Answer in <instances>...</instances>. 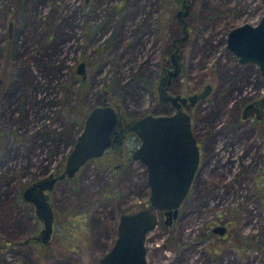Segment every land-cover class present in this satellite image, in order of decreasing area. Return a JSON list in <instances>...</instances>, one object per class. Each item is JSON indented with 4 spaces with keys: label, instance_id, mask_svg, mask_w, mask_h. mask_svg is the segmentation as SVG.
<instances>
[{
    "label": "rangeland",
    "instance_id": "rangeland-1",
    "mask_svg": "<svg viewBox=\"0 0 264 264\" xmlns=\"http://www.w3.org/2000/svg\"><path fill=\"white\" fill-rule=\"evenodd\" d=\"M187 3L181 21L174 0H0V264H99L120 216L149 206L147 168L128 160L132 132L121 166L104 152L56 180L54 235L25 242L43 224L22 191L63 173L85 112L106 101L127 122L171 114L157 89L174 51L182 71L168 93L213 90L193 108L201 171L172 224L158 214L147 262L264 264V113L242 116L263 95L264 76L226 45L227 30L259 23L264 0ZM212 222L227 231L215 234Z\"/></svg>",
    "mask_w": 264,
    "mask_h": 264
},
{
    "label": "water",
    "instance_id": "water-1",
    "mask_svg": "<svg viewBox=\"0 0 264 264\" xmlns=\"http://www.w3.org/2000/svg\"><path fill=\"white\" fill-rule=\"evenodd\" d=\"M181 13V10L178 14ZM253 25L244 23L228 33L226 44L237 56L239 64H257L264 76V14ZM84 63L77 66V73L86 76ZM209 93L194 95L191 100H201ZM173 115L148 114L131 121L127 132H135L140 146L132 151L131 159L139 160L147 168L150 187L149 206L124 213L118 224L115 245L99 260V264H149L147 262V235L159 222L158 214L171 222L178 215L181 204L188 197L199 166V146L192 132L190 114L179 109ZM120 110L103 103L88 112L84 128L67 157L65 171L58 177L49 175L29 184L23 198L34 204L43 228L40 239L48 242L54 230V211L50 193L56 180L73 177L92 158H100L115 143L121 146L125 134ZM264 112V93L257 101L249 103L243 118ZM226 227L221 228L222 232Z\"/></svg>",
    "mask_w": 264,
    "mask_h": 264
},
{
    "label": "flooded vegetation",
    "instance_id": "flooded-vegetation-1",
    "mask_svg": "<svg viewBox=\"0 0 264 264\" xmlns=\"http://www.w3.org/2000/svg\"><path fill=\"white\" fill-rule=\"evenodd\" d=\"M180 5H182L181 6V9H179V11L181 10V13L180 14H178V15H180V17H181V21H183V16H186L187 15V13H188V11H189V4L187 3V0H181V4ZM183 7V8H182ZM178 11V12H179ZM234 27H236V26H233V28ZM232 28V29H233ZM232 29H229V30H227L226 31V34H227V38H228V36H229V32H230V30H232ZM188 31V30H187ZM184 32H186V26H185V31ZM227 38H226V41H227ZM227 45V44H226ZM228 48V47H227ZM229 51H230V49H229ZM231 52V51H230ZM232 53V52H231ZM233 54V53H232ZM234 55V54H233ZM235 56V55H234ZM171 58H172V61H173V64L171 65V68H163V71H162V75H161V77H160V81H159V85H158V89H157V91H158V93H159V99L160 100H165V101H168L170 104H171V114L170 115H173L174 113H176L177 112V110H178V107H177V105H179V109L180 110H182V111H185V112H187L188 114H190V117H191V121H192V132L194 133V137H195V140H196V142L198 143V146H199V153L201 154L200 155V160H199V166H198V169H197V172H196V177H197V175H199V173H200V171H201V167H202V163H201V160H202V147H201V142H199L198 141V139H197V137L195 136V132H194V129H195V122L193 121V108H194V106L195 105H197L198 103H200L201 102V100H195L194 99V101L193 100H191V97L192 96H194V95H198V94H200V93H202V92H204V90H205V88H208V90H209V92L211 93V91L213 90V88H212V86H211V84H204V87H203V90L202 91H200V92H196V93H194V94H189V95H176V96H174V95H170V93H168V87H169V85H170V82H171V78H172V76H177L179 73H181V71H182V68H181V66H180V63H179V61H178V57H176V52L174 51L173 52V54L171 55ZM76 72H77V68H76ZM82 77H83V79L85 78L83 75H82ZM83 81V80H82ZM81 81V82H82ZM81 85L83 84V83H80ZM209 94V93H208ZM258 99H254V100H251V101H249L248 102V104L249 103H252V102H255V101H257ZM104 103H107L106 101L104 102ZM107 104H109V103H107ZM247 104V105H248ZM247 105H245V107H244V110H243V112H242V116H243V113H244V111H245V109H246V107H247ZM116 108V107H115ZM264 113V112H263ZM121 114V113H120ZM256 116V114H254V115H252V117H255ZM87 117H88V114H85V118H84V120H83V124H85V121L87 120ZM121 118H122V120H123V126H124V134H125V138H124V141H123V143H122V145L121 146H118V144H114L113 146H111V148H109V149H107L106 151H105V154H108V153H110L111 155L109 156V155H107L106 156V160H115L116 158H119L120 159V165L119 166H121L122 164H124V162L125 161H123V159H125V155H124V142L128 139V137H129V134H131L132 133V131L130 132V133H128L126 130H127V128L129 127V125H130V123L131 122H127L125 119H124V117H123V115L121 114ZM134 120H136V119H132V122L134 121ZM133 135H134V140H135V149H137L139 146H140V138H139V136L133 131ZM134 149V150H135ZM111 151V152H110ZM104 154V155H105ZM129 158V159H128ZM127 159L128 160H130L131 158L130 157H128ZM118 166V167H119ZM65 169V168H64ZM64 169H62L63 170V172H64ZM60 171H55V173L54 174H50V175H53V177H58L60 174H62V173H59ZM49 176V175H48ZM195 182V181H194ZM55 187V185L53 186V188ZM53 188L51 189V190H53ZM191 190H192V187H191V189H190V191H189V193H188V195L190 194V192H191ZM46 192H48V193H50V190L49 191H46ZM22 193H23V191H22ZM51 196V195H50ZM24 196H23V194H22V198H23ZM188 198V197H187ZM186 198V199H187ZM23 200H24V198H23ZM25 201V200H24ZM184 203V202H183ZM182 203V204H183ZM181 204V205H182ZM180 209H181V206H180ZM35 211V210H34ZM180 211V210H179ZM35 214H36V212H35ZM36 216L38 217V215L36 214ZM162 218H164L165 219V223L168 225V224H172V222L176 219V217H175V219H173L171 222H168L167 223V218L163 215V213L160 215ZM55 218V217H54ZM38 219H40V218H38ZM41 220V219H40ZM53 224H54V222H53ZM55 225V224H54ZM211 229H212V232H214L215 234H219V235H223L224 234V232H226L227 231V229H224L222 232H219L220 230H221V228H223V227H225V226H223V225H218L216 222H212L211 223ZM43 228V227H42ZM42 228L40 229V231L37 233V234H34L33 236H31V237H29L25 242L26 243H28V244H30V243H34V244H46V243H48V242H50L51 241V239H52V236L54 235L53 233V235L51 236V239L48 241V242H43L41 239H40V234H41V230H42ZM53 232H54V230H53ZM217 232V233H216Z\"/></svg>",
    "mask_w": 264,
    "mask_h": 264
},
{
    "label": "trees",
    "instance_id": "trees-1",
    "mask_svg": "<svg viewBox=\"0 0 264 264\" xmlns=\"http://www.w3.org/2000/svg\"><path fill=\"white\" fill-rule=\"evenodd\" d=\"M180 4H181V0H174V4L172 5L174 8L175 7H179L180 6ZM81 83H83L82 85H83V87L86 85V83L84 82V81H82ZM91 109H93V108H91ZM90 109V110H91ZM90 110H88V112L90 111ZM88 112H85L84 113V116H83V118H82V120H84V118H85V114H88Z\"/></svg>",
    "mask_w": 264,
    "mask_h": 264
}]
</instances>
